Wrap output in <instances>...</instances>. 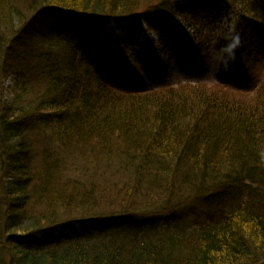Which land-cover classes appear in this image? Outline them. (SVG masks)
I'll list each match as a JSON object with an SVG mask.
<instances>
[{
  "label": "trees",
  "instance_id": "16d2710c",
  "mask_svg": "<svg viewBox=\"0 0 264 264\" xmlns=\"http://www.w3.org/2000/svg\"><path fill=\"white\" fill-rule=\"evenodd\" d=\"M229 1L264 31V0ZM153 2L32 0L23 14L57 11L95 35L93 18L118 24ZM181 5L155 20L176 14L200 39L217 30L214 9ZM11 23L0 30V264L264 261V73L251 89L131 88L106 65L114 35L90 51L73 25ZM252 27L236 48L245 64Z\"/></svg>",
  "mask_w": 264,
  "mask_h": 264
},
{
  "label": "rangeland",
  "instance_id": "374dc122",
  "mask_svg": "<svg viewBox=\"0 0 264 264\" xmlns=\"http://www.w3.org/2000/svg\"><path fill=\"white\" fill-rule=\"evenodd\" d=\"M178 1L182 4L181 9L189 4L196 7L205 5L207 9H214L215 14H217L216 18L220 23L218 26L214 21L215 25L213 27L217 30H212V33H204L202 39H200L193 33L192 29L187 28L180 21L179 16L176 14H165L167 21L159 22L155 20L156 14L162 13L163 7L166 11V9L176 5ZM206 1L165 0L163 4L160 3L161 0H155L157 3L154 4L153 2L146 12L121 17L118 24L105 25L103 23L104 19L99 21L93 18V20L99 22L98 27L92 31L96 33L93 35L91 30L94 26L86 24V21L85 24L79 23L77 27V22L73 18L64 17L60 12L55 11L47 13V16L42 15L44 9L39 12L33 10L32 13L26 15V13L23 14V11L25 8L28 11L32 9V0L29 4L27 0H16L17 10H13L11 7H9V10L0 7L3 10V12H0V30L6 36L8 33L11 35L7 29L10 27L12 17L16 16L17 13H21L26 18L28 25L33 21L30 26L35 29L42 28V26L54 28L62 24L73 25L77 42L90 51L101 49L103 45H106L109 35L112 34L118 41L116 46L119 52L107 57L106 65L118 80L122 81L123 84L127 83V86H131V88L147 86L143 88L147 90L149 86H152L149 88L153 90L175 89L177 86L186 84L196 87H200L199 85L222 86V88L227 89H232L230 85L252 88L260 79H263L264 55L259 56L260 62L258 64L253 63L254 57L257 55L255 54L257 47L264 48L263 27L246 18L236 19L234 16L236 6L229 0H208L209 3H206ZM8 11H10V15ZM147 12L148 14H146ZM50 13H53V15ZM89 19L93 21L90 17H83V20ZM234 19V23H231ZM14 20L17 22L21 19L16 18ZM34 20H38V22ZM127 21L129 22L127 23ZM240 23L245 28L256 25V30L260 28L257 34L261 33L258 42L253 43L254 47L246 51L248 53L246 64L243 60L239 62V57H236V48H239V39L242 40L241 32H243ZM122 29L123 35L121 36ZM252 30L253 34L257 35L253 27L247 32L251 33ZM90 37L93 38L88 39ZM246 45L247 43L244 44V46ZM150 51L155 52L151 55V53H148ZM197 52L199 56H197ZM147 54L148 56H146ZM147 59L148 62H146ZM157 63L161 65V69H166L160 75V69L155 67ZM119 66H121L120 70ZM168 66L169 69L167 70ZM146 72L150 75H147ZM124 78L126 80H123ZM5 96H7V93H5ZM7 98L9 97L7 96ZM80 218L86 217L81 216L77 219ZM259 264H264V261Z\"/></svg>",
  "mask_w": 264,
  "mask_h": 264
},
{
  "label": "bare ground",
  "instance_id": "6f19581e",
  "mask_svg": "<svg viewBox=\"0 0 264 264\" xmlns=\"http://www.w3.org/2000/svg\"><path fill=\"white\" fill-rule=\"evenodd\" d=\"M144 44V42H142ZM149 43V42H148Z\"/></svg>",
  "mask_w": 264,
  "mask_h": 264
}]
</instances>
